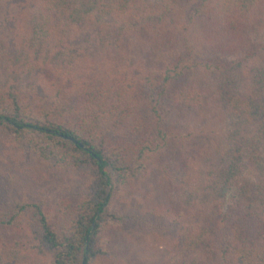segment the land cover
<instances>
[{"label": "trees", "instance_id": "trees-1", "mask_svg": "<svg viewBox=\"0 0 264 264\" xmlns=\"http://www.w3.org/2000/svg\"><path fill=\"white\" fill-rule=\"evenodd\" d=\"M1 152L0 264H264V0H0Z\"/></svg>", "mask_w": 264, "mask_h": 264}, {"label": "rangeland", "instance_id": "rangeland-1", "mask_svg": "<svg viewBox=\"0 0 264 264\" xmlns=\"http://www.w3.org/2000/svg\"><path fill=\"white\" fill-rule=\"evenodd\" d=\"M0 157L5 159V153L2 154V152H1V153H0ZM225 203H226V201H225Z\"/></svg>", "mask_w": 264, "mask_h": 264}]
</instances>
